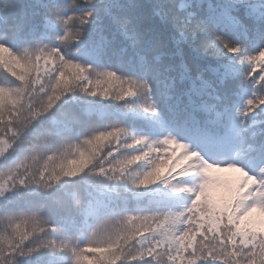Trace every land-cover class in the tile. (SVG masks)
Returning a JSON list of instances; mask_svg holds the SVG:
<instances>
[{
	"label": "snow or ice",
	"instance_id": "obj_1",
	"mask_svg": "<svg viewBox=\"0 0 264 264\" xmlns=\"http://www.w3.org/2000/svg\"><path fill=\"white\" fill-rule=\"evenodd\" d=\"M0 264H264V0H0Z\"/></svg>",
	"mask_w": 264,
	"mask_h": 264
}]
</instances>
